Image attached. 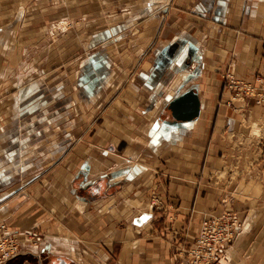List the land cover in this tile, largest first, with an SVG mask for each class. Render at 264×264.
Listing matches in <instances>:
<instances>
[{
	"label": "crops",
	"instance_id": "obj_1",
	"mask_svg": "<svg viewBox=\"0 0 264 264\" xmlns=\"http://www.w3.org/2000/svg\"><path fill=\"white\" fill-rule=\"evenodd\" d=\"M111 18H120L116 38L103 26L92 52L101 57L89 65L92 20ZM113 44L116 59L103 54ZM84 52L89 61L61 60ZM32 66L39 78L14 80ZM263 66L264 0H0V113L15 95L5 93L18 90L22 122L59 119L64 110L34 113L54 97L55 107H72L80 132L73 141L49 133L40 154L19 141L16 151L28 155L18 173L11 182L0 173V222L22 246L8 264H172L203 215L225 210L241 225L225 264H264V106L232 101L225 78L255 80ZM51 72L55 82L44 76ZM61 76L75 87L70 95ZM193 88L201 113L178 123L166 106ZM35 128L15 135L22 141ZM12 134L0 130V164ZM103 179L112 191L89 198ZM154 190L160 211L150 206Z\"/></svg>",
	"mask_w": 264,
	"mask_h": 264
},
{
	"label": "rangeland",
	"instance_id": "obj_2",
	"mask_svg": "<svg viewBox=\"0 0 264 264\" xmlns=\"http://www.w3.org/2000/svg\"><path fill=\"white\" fill-rule=\"evenodd\" d=\"M118 20H120V18H118V19H116V18L107 19L106 22L104 20H92V25L93 24L94 25H93V28L91 30L92 31L91 32V39L90 40L88 39L89 41L87 40V42H86L88 45L92 43V45H91V47H90V49L88 50L87 53H89L90 55L93 54V56H94V58H93V56L90 57V60H91L90 62L91 63H89V65L90 64L93 65V63H94L93 61H95L97 59L99 60V57H101V55H100L101 52H99L97 55H95V53H92L93 51L100 49L99 48L100 45L98 43H100L102 41L101 39H103V37H102V35H99L98 34L99 33V30L102 29L103 26L109 27V30H108L109 31L108 38L110 40H113V42H114V40H115L116 37L115 36L111 37L109 35H111V32L110 31H112V28H114V26H115L114 24L116 22L118 23ZM127 20L128 19H125L124 18L123 19V22L125 23V21H127ZM73 25H74V27L76 25V28L78 29V23L77 22H75ZM63 27L65 28V26H63ZM74 27H72V28H74ZM113 31H114V29H113ZM87 53L86 52L82 53L81 56H79V58L78 57H75L74 58L75 55H73V56L72 55H69V56H66V57H61V60H63V62H70V61L75 62V60L76 61H84V60L86 61V60L89 59V58H87L88 57ZM103 54L109 55L110 59H116L118 54H117V50H116L115 44L111 45L109 47V49H107L106 51L104 50ZM46 57H48V56H45V58ZM55 61H56L55 59L54 60H51L50 63H53V62L55 63ZM33 67H35V66H32V68L29 70L30 72L28 70H25V68H22V70H25L26 71V72H24V75L23 76H22V73H21V67L18 70L20 72H18V71L15 70L16 72L14 73V80H21L20 82H22V80H24V84H28L30 79H33L34 80V78H39V75H34L33 76V73L35 72V70L33 69ZM97 68L95 67V71L97 70ZM110 69H113L111 71L112 74L113 73L116 74V75L118 74V68L116 66L115 67H110ZM98 70L99 71H102L103 69L98 68ZM95 71H94V74L96 75V72ZM70 72H71V74H75V71H70V70H67L66 71L67 74H70ZM46 74L47 73H45L44 76L47 77V79H48L49 82H55L56 79H55L54 76L55 75H58V72H56L55 74H54V72H51V74H47V75ZM1 75L2 74H0V78L3 77ZM9 76H12V75H9ZM98 76H100V75H96V77H98ZM61 78H63V82H64L63 84L64 85L66 84V86L64 87V91L68 95H70L71 92H72V90L75 89V87L71 84V81L69 79L68 80L66 79V76H61L60 79H59V81H62ZM0 81H1V79H0ZM17 91L12 92V93H9V94L7 92L5 93V96L15 94V95H13L15 98L12 97L11 100H10L11 102H7L8 103V106H7V111H6L5 115L4 116L2 115L4 113L3 111H2L3 113L2 112L0 113V118H3L2 121H0V130H4V131L5 130L6 131L7 130H11L12 131L13 130V132H14V134H12L14 136L13 139H10V137H9L8 138L9 141L7 142L10 145V148H8V150L9 149L10 150L8 151L7 154H5V159L3 158L4 161L1 162V164H0L1 166L4 165V168H5V169H3V167L0 168V170H2V171H0V173L1 174H4V176H3L2 179H4V177H5L6 178V181H9V182H11L14 179V176H16V172L18 173V170L15 171L12 168L18 169V165H19V161H20V158L19 157H26L28 155V154L26 155V153H20L21 148L19 149V152L16 151L19 141L22 142V144H28V145L33 144V145H35V150H36L35 154H40V153H42L41 152V145L44 144V140L46 138V135H48L49 133H51V135L48 136V137H51L53 139V138H55V136H56L55 134L56 133H59V132L64 131L65 134L68 135V138L67 139L71 138L69 141L75 140V137L80 134L79 129H78V126H77V122H78L79 118L76 119V117H72V115H71L72 113L69 112L72 109V107L71 108L66 107V105L68 104L67 101L64 102L65 105H62L61 104L60 106L55 107L56 103H54V102L57 101V99H54V97H52V99L48 100L46 103H43L42 104V103L39 102L37 105H35L34 106V113H35V115H39L41 113H45V115H46V114H50V113H53V112H60V111L64 110V113H63V115H62L61 118L56 119L57 117H54L53 116V117L49 118L48 120H41L40 119L42 117L41 115H43V114H41L40 117H39V120H37L36 118H33V120H28V123L22 122V120H24V118H21L19 114L21 113V110L20 109L23 107V105L21 107V104H19L21 102V100H20V98H18ZM3 108L4 107L2 106L1 109H3ZM25 113H27L29 116H32L30 110H28V112H27V109H26L25 112H24V114ZM12 114L17 116V118H15V120L13 119L14 117H13ZM35 115H34V117H36ZM55 116H57V115H55ZM104 117L105 116H101V118H100L101 121L103 120ZM162 119H163V121L164 120H168L167 115L164 114V116L162 117ZM43 123L45 125H42ZM73 125L76 126V129L73 128L74 127ZM34 127H36V128L31 133L32 135H29L27 137L24 136L25 138L22 141H21L20 137L18 139V136L15 135V132L18 131V133H19L21 131V129L34 128ZM71 127L73 129H71ZM48 128H50V130ZM44 129H48L49 131L48 130L43 131ZM67 129H70L71 135H69L70 132ZM74 131H77V132H75L77 134H75ZM59 134L57 136L58 138L61 137ZM8 135H10V133H8ZM67 152H69V150ZM8 162H11V163L13 162L14 165L12 164L11 166H9V163ZM33 167L34 168L33 169H30V170H31V172L33 171V173H35V171H37L38 168H37V166H33ZM21 171L23 173L29 172V170L27 168L25 169V171L24 170H21ZM82 174H83V171L81 172L80 175H82ZM80 177H82V176H80ZM82 179H83V177H82ZM73 184L75 186H77L78 181L75 180L73 182ZM107 188H108V185H107L106 179H103V180L96 181V183H94L93 186H90V188L86 189V193H87V196L89 198L94 199L95 197L101 195L102 192H104L105 189H107ZM111 191H112L111 188H108L106 190V192H104V193L105 194H108ZM159 195H160V193L158 192V190H154L153 193H152V197H151L152 199L150 201V206H151V209H153V210L160 211L159 208L161 206V204H160V199L161 198H159L160 197ZM158 204H159V206H158ZM208 214H209L208 216H210L213 213H208ZM205 216H206V214L203 215V217H202L201 220H203L205 218ZM2 223L8 225L5 222H0V225ZM8 227L11 229V227L9 225H8ZM240 229H241V227H240ZM12 231H14V230H12ZM239 233H240V231H239ZM16 234H17V232H16ZM185 241H186L185 239H183L181 241V242H183V244L185 246L182 249L189 248L190 245L195 242L194 241L193 243L186 244L187 241L186 242ZM178 252L179 251H176L175 252L176 253V258L173 259L172 264L174 262H176V263L178 262V260H177L178 259V256H177L178 255ZM226 252H227V250H226ZM225 261H226V259H224V261H222V263H220V264H225Z\"/></svg>",
	"mask_w": 264,
	"mask_h": 264
},
{
	"label": "built area",
	"instance_id": "obj_3",
	"mask_svg": "<svg viewBox=\"0 0 264 264\" xmlns=\"http://www.w3.org/2000/svg\"><path fill=\"white\" fill-rule=\"evenodd\" d=\"M232 101L254 99L264 106V66L255 80L240 79L228 73L225 76ZM157 205V204H156ZM159 206V204H158ZM195 242L189 248L180 249L178 262L173 264H220L226 259V250L233 244L240 231V220L230 210L220 214L205 216L200 223ZM22 252L21 241L8 225H0V264H7L10 259Z\"/></svg>",
	"mask_w": 264,
	"mask_h": 264
},
{
	"label": "water",
	"instance_id": "obj_4",
	"mask_svg": "<svg viewBox=\"0 0 264 264\" xmlns=\"http://www.w3.org/2000/svg\"><path fill=\"white\" fill-rule=\"evenodd\" d=\"M166 108L176 122H191L201 113V98L194 88L188 89L170 100Z\"/></svg>",
	"mask_w": 264,
	"mask_h": 264
}]
</instances>
